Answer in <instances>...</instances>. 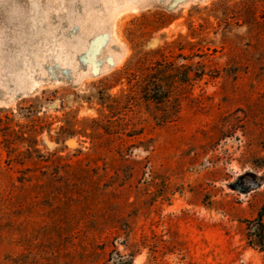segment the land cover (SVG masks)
Returning a JSON list of instances; mask_svg holds the SVG:
<instances>
[{"label": "rangeland", "instance_id": "1", "mask_svg": "<svg viewBox=\"0 0 264 264\" xmlns=\"http://www.w3.org/2000/svg\"><path fill=\"white\" fill-rule=\"evenodd\" d=\"M118 255L264 264V0H0V264Z\"/></svg>", "mask_w": 264, "mask_h": 264}, {"label": "trees", "instance_id": "2", "mask_svg": "<svg viewBox=\"0 0 264 264\" xmlns=\"http://www.w3.org/2000/svg\"><path fill=\"white\" fill-rule=\"evenodd\" d=\"M214 8H211L210 11H216L218 5H220L219 2H216ZM222 14L226 17L224 14V11H222ZM195 29H192L191 34H196ZM175 42V43H180ZM188 42H184L181 45H179V48H182V46ZM174 45V44H173ZM182 58H185L182 56ZM137 64V69L136 72L131 74L133 75V84L135 85V88L142 89L145 94H152L155 93V91H160L163 89V86L165 85L166 79L171 75L168 71L169 68V63L164 61V56L159 60L156 61L152 64H149L147 66V63H142L139 60H136L134 65ZM197 68L195 69L194 76L199 77L202 74H204L205 67L203 64L196 63ZM194 67L192 64L190 65H183L182 70H183V82H188L190 78V73H191V68ZM128 70L131 71V68ZM126 72V71H125ZM156 94V93H155ZM146 97V95H145ZM127 260L122 257L121 255H118L117 257H114L112 260V264H126Z\"/></svg>", "mask_w": 264, "mask_h": 264}]
</instances>
